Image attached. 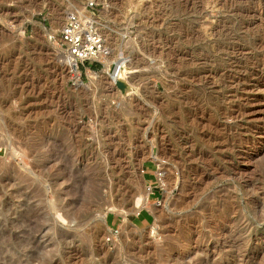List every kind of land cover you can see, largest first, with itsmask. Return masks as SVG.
<instances>
[{
	"label": "rangeland",
	"instance_id": "1",
	"mask_svg": "<svg viewBox=\"0 0 264 264\" xmlns=\"http://www.w3.org/2000/svg\"><path fill=\"white\" fill-rule=\"evenodd\" d=\"M77 1L0 0V264H264V0H87L111 56L72 86Z\"/></svg>",
	"mask_w": 264,
	"mask_h": 264
},
{
	"label": "built area",
	"instance_id": "2",
	"mask_svg": "<svg viewBox=\"0 0 264 264\" xmlns=\"http://www.w3.org/2000/svg\"><path fill=\"white\" fill-rule=\"evenodd\" d=\"M99 12L96 1H77L66 16L62 29L53 37L62 48L72 86H84L88 73L96 74L99 70L95 67L105 68L111 56L101 31ZM163 173L158 172L155 177L157 185L149 186V193L154 194L158 188H164Z\"/></svg>",
	"mask_w": 264,
	"mask_h": 264
},
{
	"label": "bare ground",
	"instance_id": "3",
	"mask_svg": "<svg viewBox=\"0 0 264 264\" xmlns=\"http://www.w3.org/2000/svg\"><path fill=\"white\" fill-rule=\"evenodd\" d=\"M129 67L127 65V61L126 59H121V60H117L114 61L112 63H110V65L107 67V74L109 75V79L113 84L119 85L120 89L123 90H130L131 87L127 81V75L129 73ZM126 94V93H125ZM130 94H127V96H129ZM124 97V96H122ZM126 97V96H125ZM122 101V100H121ZM32 152V151H31ZM49 155V154H48ZM56 157V159H59L58 157H60V155H57V153H55L53 155V158ZM154 162H158L160 164V167L162 168V162L160 161V159L158 157H154L153 158ZM161 162V163H160ZM66 164V162L64 163ZM163 182V181H162ZM23 189V188H22ZM35 193V192H34ZM32 194V193H31ZM69 194V193H68ZM151 193H147L145 194V197L143 198V206L145 207L147 202H149V196ZM68 196V195H66ZM63 204H65V202H63ZM76 204H79L77 201L76 202H69L68 204H66L67 206H74ZM75 207V206H74ZM147 207V206H146ZM39 208V207H38ZM112 212L116 213L119 216H122L124 219V224L125 223H129L128 222V216L134 212V210H127V209H123V208H119L115 205L112 204ZM148 208V207H147ZM149 209V208H148ZM141 210L137 209L135 212L136 214H139ZM150 211V210H149ZM154 213V212H153ZM156 214V213H155ZM157 216V215H156ZM158 217V216H157Z\"/></svg>",
	"mask_w": 264,
	"mask_h": 264
},
{
	"label": "trees",
	"instance_id": "4",
	"mask_svg": "<svg viewBox=\"0 0 264 264\" xmlns=\"http://www.w3.org/2000/svg\"><path fill=\"white\" fill-rule=\"evenodd\" d=\"M95 70H99V67H95Z\"/></svg>",
	"mask_w": 264,
	"mask_h": 264
},
{
	"label": "crops",
	"instance_id": "5",
	"mask_svg": "<svg viewBox=\"0 0 264 264\" xmlns=\"http://www.w3.org/2000/svg\"><path fill=\"white\" fill-rule=\"evenodd\" d=\"M141 215H142L141 213L138 214V216H141Z\"/></svg>",
	"mask_w": 264,
	"mask_h": 264
}]
</instances>
